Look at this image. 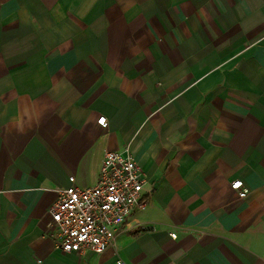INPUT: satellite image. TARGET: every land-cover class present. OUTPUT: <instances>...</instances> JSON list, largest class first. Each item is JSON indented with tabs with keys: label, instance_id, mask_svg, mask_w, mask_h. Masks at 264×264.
Returning <instances> with one entry per match:
<instances>
[{
	"label": "crops",
	"instance_id": "1",
	"mask_svg": "<svg viewBox=\"0 0 264 264\" xmlns=\"http://www.w3.org/2000/svg\"><path fill=\"white\" fill-rule=\"evenodd\" d=\"M127 144L144 205L63 252L48 208ZM118 263L264 264V0H0V264Z\"/></svg>",
	"mask_w": 264,
	"mask_h": 264
},
{
	"label": "built area",
	"instance_id": "2",
	"mask_svg": "<svg viewBox=\"0 0 264 264\" xmlns=\"http://www.w3.org/2000/svg\"><path fill=\"white\" fill-rule=\"evenodd\" d=\"M96 122L102 127L107 124L103 115ZM69 180L71 184L59 191L60 197L48 208V229L53 230L63 252L101 253L114 244L116 231L133 210L144 205L141 199L145 182L143 171L127 144L121 151L104 152L93 185L82 188L73 183V176ZM230 187L240 198L248 192L239 178L234 179ZM170 236L175 237V233Z\"/></svg>",
	"mask_w": 264,
	"mask_h": 264
},
{
	"label": "snow or ice",
	"instance_id": "3",
	"mask_svg": "<svg viewBox=\"0 0 264 264\" xmlns=\"http://www.w3.org/2000/svg\"><path fill=\"white\" fill-rule=\"evenodd\" d=\"M101 123H103V121H101Z\"/></svg>",
	"mask_w": 264,
	"mask_h": 264
}]
</instances>
